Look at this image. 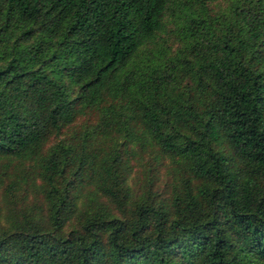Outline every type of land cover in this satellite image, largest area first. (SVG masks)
Segmentation results:
<instances>
[{
  "label": "trees",
  "instance_id": "1",
  "mask_svg": "<svg viewBox=\"0 0 264 264\" xmlns=\"http://www.w3.org/2000/svg\"><path fill=\"white\" fill-rule=\"evenodd\" d=\"M208 1L0 0L4 191L32 194L0 264H264V0ZM168 12L178 46L146 48Z\"/></svg>",
  "mask_w": 264,
  "mask_h": 264
},
{
  "label": "rangeland",
  "instance_id": "2",
  "mask_svg": "<svg viewBox=\"0 0 264 264\" xmlns=\"http://www.w3.org/2000/svg\"><path fill=\"white\" fill-rule=\"evenodd\" d=\"M228 4L229 0H210L206 2V14L213 16L221 11L225 12ZM164 19V29L150 43L146 44V48L152 51L160 47L167 52L173 51L174 47L179 44L174 33V23L178 21V18L168 12L165 14ZM85 116H89L86 110L77 115L72 122L73 125L77 126L85 119ZM48 139V142H50L53 139V135H50ZM142 155L136 148L134 149L132 166L127 173L125 183L130 186V191L134 195H140V193L145 191V184L151 178L153 180V189L157 193V197L161 198L170 191L173 182H176L173 175L169 173V167L167 168L168 160L165 158L159 167H155L151 165V162L150 165L147 164V160L145 161ZM4 164L6 165L4 166ZM15 164L16 162L13 160L9 161L8 164L6 161L0 160V225L2 226L8 224L9 215L12 212L15 213L20 208H27L25 204L30 201L32 195L30 190H24V184L22 183L13 189L11 193L4 191L5 183L15 178L16 180L20 179L18 167Z\"/></svg>",
  "mask_w": 264,
  "mask_h": 264
}]
</instances>
